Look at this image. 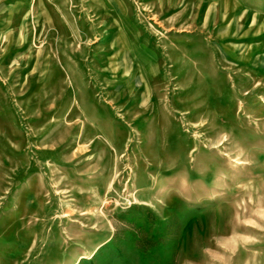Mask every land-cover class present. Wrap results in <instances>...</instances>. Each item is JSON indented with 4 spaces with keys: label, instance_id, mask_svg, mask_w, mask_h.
I'll return each mask as SVG.
<instances>
[{
    "label": "rangeland",
    "instance_id": "374dc122",
    "mask_svg": "<svg viewBox=\"0 0 264 264\" xmlns=\"http://www.w3.org/2000/svg\"><path fill=\"white\" fill-rule=\"evenodd\" d=\"M0 264H264V0H0Z\"/></svg>",
    "mask_w": 264,
    "mask_h": 264
}]
</instances>
